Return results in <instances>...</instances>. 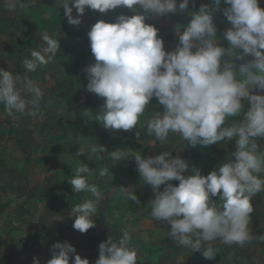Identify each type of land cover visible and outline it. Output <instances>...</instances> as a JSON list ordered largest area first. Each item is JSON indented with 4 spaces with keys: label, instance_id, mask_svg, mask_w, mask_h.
Here are the masks:
<instances>
[{
    "label": "clouds",
    "instance_id": "9594fccd",
    "mask_svg": "<svg viewBox=\"0 0 264 264\" xmlns=\"http://www.w3.org/2000/svg\"><path fill=\"white\" fill-rule=\"evenodd\" d=\"M34 3V0H31ZM70 25L79 26L86 9L105 14L117 8L134 15H118L114 22L99 20L88 31L95 63L84 69L87 91L104 98L99 113L84 109L81 115L97 116L105 129L131 131L140 126L146 136L167 144L179 136L192 146H210L234 141L225 162L203 175L180 156L163 151L144 156L130 148L111 153L100 144L79 148L77 155L103 160L108 153L114 164L134 159L137 170L154 198L150 215L170 225V238L178 245L213 259L217 252L212 242L244 247L253 240L264 241L251 228L252 199L264 193V8L259 0H210L213 7L201 4L190 10L195 0H60ZM221 2L225 7L221 8ZM8 11L23 7L25 0H4ZM71 5V6H70ZM77 15L73 16V10ZM222 12L231 25L217 35L215 15ZM187 15L186 25L174 26L178 44L166 51L159 29L146 23L149 17ZM44 47L25 58L30 72L52 61L60 42L48 32L40 34ZM249 57H251L249 59ZM237 61H240L237 63ZM25 94H30L27 98ZM43 92L27 75L0 67V105L9 117L35 116ZM156 98L163 111L148 116L147 107ZM141 117H147L144 124ZM238 118V119H237ZM146 124V128H145ZM140 142L141 131L135 132ZM68 178L74 193L90 197L72 206L73 229L86 233L96 226L93 216L104 193L89 176L87 163H79ZM185 173H188L185 175ZM100 177L112 174L108 167ZM178 181V185L170 183ZM161 186L163 190H161ZM123 198L140 204L132 188L113 187ZM218 197L219 201L214 198ZM125 231L118 240L109 236L99 244L95 264H143L136 248L129 245ZM47 264H89L68 242H56ZM33 264H40L33 258Z\"/></svg>",
    "mask_w": 264,
    "mask_h": 264
},
{
    "label": "crops",
    "instance_id": "0c3cea01",
    "mask_svg": "<svg viewBox=\"0 0 264 264\" xmlns=\"http://www.w3.org/2000/svg\"><path fill=\"white\" fill-rule=\"evenodd\" d=\"M201 4L213 7L210 0H195V9H193L192 3L189 4V9L196 10ZM259 5L264 8V0H259ZM220 7H225L223 2ZM120 14L131 16L135 13L126 8H117L105 14L86 9L82 16V23L79 26H74L68 23L60 0H34V3L31 0H25V5L17 6L14 11H8L4 0H0V67L10 70L14 74L21 72L24 65L20 60L25 56V48L19 42L29 44V35L34 34L31 36L34 39L28 45L30 53L33 50H40L46 46L40 34L48 32L60 42V49L53 59H68L66 67L69 69L62 70L58 65L59 68L56 69L58 70L56 72L61 71L67 74L75 72L78 75L86 76L84 72L86 66L95 63L90 49L88 31L97 21L114 22ZM76 15L74 9L73 16ZM214 19L218 29L217 35L222 37L223 31L231 25L222 12H217ZM145 22L154 25L159 30L164 28L165 35L175 36L176 41L168 45V50L175 49L179 41L174 26L180 23L172 14L166 17H149ZM37 45L39 48H36ZM56 62L59 63V61ZM239 62L237 61V63ZM15 66H17V71L14 70ZM45 69H49V67L47 66ZM91 120L98 122L92 119V116ZM258 144L264 148V140H258ZM120 148L126 147L121 146ZM114 149L112 147V150H107V152L111 153ZM131 149L138 151L136 145ZM163 151H169L172 156H180L189 164V170L192 167L199 168L203 175H207L225 162L235 151V143L234 141L227 143L220 141L207 147L192 146L187 141H182L179 136H170L167 144L159 143L150 150L141 145V154L145 156H156ZM131 164L136 165L134 159L125 162L123 171H126V168H136ZM135 172L139 173L137 169ZM187 174L185 173V175ZM17 176L18 172L15 169H7L0 165V207L3 206L6 199L16 202L14 206L18 207L22 202L26 203L27 201L34 202V204L30 205L29 211L24 212L25 217L16 209H0V264H33L34 257L39 258L40 264H47V261L52 258L50 249L56 242L71 243L81 258H87L89 264H95L99 257V244L106 242L109 236L118 240L125 231L131 237L129 245L136 248L138 257L142 258L143 264H264V241L253 240L244 247L229 246L220 241L212 242L211 246L217 254L211 260L203 257V249L196 252L178 246L170 238V225L165 221H156L150 215L149 202L154 198V193L151 186L143 182L140 175L133 177L137 181L136 184L132 181L129 183L138 187L135 194L138 196L140 204L125 198V209L115 214L109 211L111 215L104 220L100 213V206H98L97 215L92 217L96 226L86 233H80L73 229L75 218L70 217V212L53 210L51 197L42 201L45 204L44 209L36 210L35 200L37 197L31 193L30 187ZM170 183L178 185L179 182L170 181ZM163 187L161 186V190ZM85 199H87L85 195H77L71 202L75 206ZM214 199L219 201L218 197ZM133 204L136 206H131ZM252 204L254 212L251 214L250 228L256 236L264 235V193L253 197ZM54 214L58 218L57 221H54ZM35 218L40 220L36 222Z\"/></svg>",
    "mask_w": 264,
    "mask_h": 264
},
{
    "label": "rangeland",
    "instance_id": "374dc122",
    "mask_svg": "<svg viewBox=\"0 0 264 264\" xmlns=\"http://www.w3.org/2000/svg\"><path fill=\"white\" fill-rule=\"evenodd\" d=\"M198 9L194 11H198ZM30 37L29 44L34 39ZM19 43L25 48V56L20 60L22 63L25 58H31V50L28 47L29 44H24L22 41ZM36 48H39V45ZM67 60L54 58L35 72H30L25 68L18 72L21 75H27L35 85L40 87L44 95L35 116L16 114L15 117H9L4 106L0 105V165L7 169H15L18 172L17 178H21L30 187L31 193L37 197L35 200L36 210L44 209L45 204L42 201L51 197L53 210L70 212L74 205L71 200L74 197L77 195L90 197V194L85 192L74 193L72 186L68 183V178L74 175L75 166L79 163H87L91 170L90 182L96 184L104 193V198L99 205L104 220L111 215L109 211L115 214L125 209V198L118 195L113 187L132 188L137 193L136 188L138 187L129 183L132 181L136 184L137 181L133 177L140 174L135 172L137 169L135 164L131 165L136 168H126V171H123L126 161L114 164L108 153L103 154L104 158L101 161L95 160L94 157L88 158L86 155H77L79 148H84L88 144H95V140L89 135L90 129L85 131L76 127L74 115L67 108L65 92L69 88L85 87L88 83L86 76L78 75L75 72L73 74L56 72L58 71L56 69L59 68L58 65L61 66L62 70L69 69L66 67ZM47 66L50 71L45 69ZM16 68L17 66L14 67L15 71H17ZM25 95L27 98H31L30 94ZM147 111L150 117L154 112L163 111V107L159 105L156 98H153L147 107ZM146 118L141 117L140 123L144 124ZM92 119L97 120V116H92ZM98 124L100 134H105L102 124L100 122ZM136 131H141L140 142H137L135 137ZM106 135V142L115 149H119L121 146L131 149L136 145L138 152L141 153V145L149 150L153 146L159 145L154 137L146 136L139 125L127 132L107 129ZM104 167L109 168L112 180L107 176H99L100 170ZM3 203L0 209H16L22 213L23 217L26 216L24 212L29 211L30 205L34 204V202L27 201L26 203L22 202L21 206L18 207L17 205L14 206L16 202H10L7 199ZM57 219L56 214H54V221ZM39 220V218L34 219L36 222Z\"/></svg>",
    "mask_w": 264,
    "mask_h": 264
},
{
    "label": "trees",
    "instance_id": "16d2710c",
    "mask_svg": "<svg viewBox=\"0 0 264 264\" xmlns=\"http://www.w3.org/2000/svg\"><path fill=\"white\" fill-rule=\"evenodd\" d=\"M172 15L174 16V18L178 20L180 24L186 25V20H188L187 15L182 16L178 13ZM158 35L162 37L164 40L165 50L169 51L168 45L174 43L176 41V37L173 35H165L164 28H161L159 30ZM64 97L67 102L68 110L72 112L74 115V121L76 127L81 128L85 131L90 129L89 135H91L94 138L95 144L103 145L107 150H112V147L106 142L107 129L103 127V129L105 130V134H100L98 128L99 124H96V122L92 121L91 117L87 119L81 115L84 109H89L94 114L99 113L102 105L104 104V98L98 97L96 94L88 92L86 86L85 87L77 86L71 89L69 88L65 92Z\"/></svg>",
    "mask_w": 264,
    "mask_h": 264
}]
</instances>
